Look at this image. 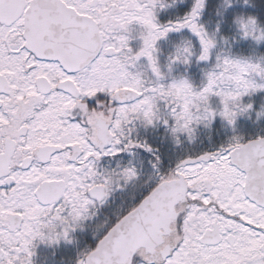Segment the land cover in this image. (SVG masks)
Wrapping results in <instances>:
<instances>
[{"label": "snow or ice", "instance_id": "obj_1", "mask_svg": "<svg viewBox=\"0 0 264 264\" xmlns=\"http://www.w3.org/2000/svg\"><path fill=\"white\" fill-rule=\"evenodd\" d=\"M0 264H264V0H0Z\"/></svg>", "mask_w": 264, "mask_h": 264}]
</instances>
